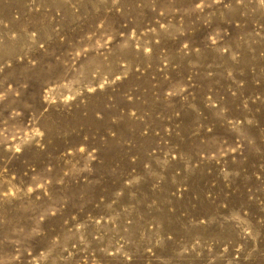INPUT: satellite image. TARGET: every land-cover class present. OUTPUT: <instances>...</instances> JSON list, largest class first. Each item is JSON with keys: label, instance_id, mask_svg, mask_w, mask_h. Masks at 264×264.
<instances>
[{"label": "rangeland", "instance_id": "1", "mask_svg": "<svg viewBox=\"0 0 264 264\" xmlns=\"http://www.w3.org/2000/svg\"><path fill=\"white\" fill-rule=\"evenodd\" d=\"M0 264H264V0H0Z\"/></svg>", "mask_w": 264, "mask_h": 264}]
</instances>
